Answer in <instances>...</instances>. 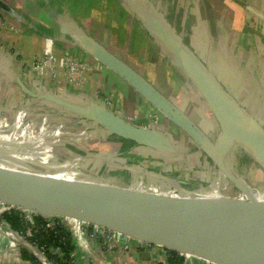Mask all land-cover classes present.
<instances>
[{"label":"water","instance_id":"water-1","mask_svg":"<svg viewBox=\"0 0 264 264\" xmlns=\"http://www.w3.org/2000/svg\"><path fill=\"white\" fill-rule=\"evenodd\" d=\"M0 11L18 17L3 0ZM132 11L208 106L220 127L216 139L206 134L146 76L106 46L82 32H71L67 25L61 32L70 35L77 46L169 120L215 166L238 196L222 195L216 192V187L195 191L187 187L186 181L173 186L181 195L178 198L154 196L143 191L139 183L123 187L113 180L67 181L52 177L46 167L23 162L26 170L0 167V201L42 218H71L100 226L209 264H264V195L237 172L235 161L242 150L264 171V123L227 91L157 7L146 1L138 8L133 6ZM28 91L37 102L58 109L63 116L84 124L85 129L100 130L102 136L131 142L157 157L179 154L161 131L135 124L101 101L78 100L66 92L46 91L38 95ZM1 160L11 159L0 153Z\"/></svg>","mask_w":264,"mask_h":264},{"label":"crops","instance_id":"crops-1","mask_svg":"<svg viewBox=\"0 0 264 264\" xmlns=\"http://www.w3.org/2000/svg\"><path fill=\"white\" fill-rule=\"evenodd\" d=\"M3 1L9 4L18 15V17H10L6 14H2L0 11V18L4 21H2V25L0 22V110L4 112L2 113V116L4 117L0 118V131L7 133L8 138L10 137L13 142L19 144L27 136L32 135L29 128L34 124H26V119H21V117H19V111L23 110L30 112L34 110V107H41V105L26 92L27 89L38 95L43 94L46 91L55 93L66 92L78 100L95 99L100 101L99 99L94 98L95 96L93 93L95 83L99 82L101 83L100 86L107 91L108 95L112 96L114 102L120 107L119 109V107L113 106L111 109L123 118H126L135 124L142 125V119L140 121H135L133 117L134 115L142 116L153 114L158 116L159 124L155 128L161 131L168 140H170L169 142L174 148L179 150V154L175 153L170 156L168 155L167 157H162V161H164V159H172L175 160L174 162H178L177 160L179 159L184 161L187 158L190 160L193 158L194 164L196 162L198 166L202 167L201 170H205L209 173H216L221 177L215 166L207 160V158H205V156H203L187 137L183 135L169 120L159 115L156 110L139 96L128 84L123 82L112 72L106 70L80 46H77L75 43L76 41L73 40L70 35L61 32L64 25H67L71 32L74 31L73 33L82 32L106 46L131 65L130 62L121 55V50L118 45L122 44V41H125L126 44L130 45L132 43H142V41H144L143 38H145V41H147V39H149V41L152 39L147 30L138 20L136 14L132 11L133 6L138 8L141 6V3L146 2L145 0H60L62 3L60 2L59 4L56 2L53 5L50 4V0ZM102 3L104 4L103 8H101ZM255 7L261 10L260 7H257L256 5ZM100 14L103 15V19L100 22L101 25L99 24L97 27V23L100 21ZM103 26L110 31L108 34V41L101 39V37L97 36L95 33V31L99 28L101 29ZM178 35L184 38V35ZM121 37L124 38V40H121ZM228 39L230 38L226 37L224 46L220 49L218 60L222 66H220V69L218 64L215 76L219 82L225 86L227 91H229V93L241 104V106H243L250 114L256 116L257 109L250 110L247 107L249 105L247 104L246 106L243 102L247 103L248 99H250L249 95L252 97V100H258L257 94L254 93V91H257L258 93L260 86L264 84V66L259 62L258 69L263 73V77H261L263 80L259 82V75H252L251 77L250 70L247 72V65L240 56L235 57L234 55L233 57L231 55V50L227 46ZM155 44L156 43L154 42V45ZM155 46V49L164 55L161 49L157 47V44ZM232 47L233 46L231 45V48ZM48 52L54 53L58 58H65L72 62L84 64L89 68L91 67L93 70H101V73H98L97 76L82 74L79 78L84 77L83 80L86 82L77 88H70V82L66 77H64L62 83H56L53 81L52 74L47 73L44 77H41L32 70L33 62L44 57ZM197 54L199 55L198 52ZM199 57L201 60L205 59L204 55L200 54ZM213 62H215V60ZM205 64H207V67H209L210 70H214L212 68L214 66H212L209 61ZM131 66L147 77L148 73L145 69L143 71L141 67L139 69L135 65ZM232 77L236 78L235 83L231 81ZM238 78H243V81H240L241 88L239 87ZM249 78H251V81ZM184 79L187 82L186 84L189 88V93L198 98L194 87L185 77ZM231 82L235 84L234 86H237L235 90L233 89ZM21 84H23L26 90L22 88ZM153 84L162 91V89H160L155 83ZM251 84H257L259 87L253 90L249 87ZM61 86H63L64 90L67 88H69V90L62 91L63 89L60 88ZM162 92L166 95L164 91ZM198 99L200 104L205 107L204 110L206 111V115L208 114L210 117L209 122L208 120L207 122H204L201 118L195 119L190 111H186L177 103L175 104L187 112L202 130L214 139V136H217L220 132L219 124L212 113L210 114L207 110V106H205L202 99ZM101 102L107 105L104 101ZM44 106V108H47L48 110L55 109L60 112L56 108L48 107L46 105ZM42 115L47 119V113H43ZM40 120L42 123V119ZM203 123H205V125H203ZM21 130H27V132L24 134ZM45 132L46 130L42 128V130H37L38 134L32 136L37 140V143L39 142V144H41V149L37 152V156L42 155L43 157L45 154L41 150H48L50 149L48 147L53 144L49 143L50 137L48 134L46 135ZM104 139L109 140L113 145H122L121 151L123 152L121 153L122 155L120 154L122 160H126L133 155H136L135 157H137L140 155L137 153L142 152V150L145 149L138 147L131 142L116 138L115 136L105 135ZM130 147L131 149L136 147L135 152L128 151ZM241 153L246 159H250V157L242 150ZM183 156L187 157L184 158ZM150 157L155 160L153 156L150 155ZM150 157L147 159H151ZM139 159V163L141 164V160L143 159ZM197 160L202 161L203 164L199 163ZM122 163V166L118 164L117 166H113V172L116 171L115 173L118 176L124 175L126 178L129 176L132 177L133 175L147 174L143 168H140L141 166L129 164L127 162ZM0 165L7 164L0 163ZM116 182L123 187L128 186L126 181L121 182V180L118 179ZM208 189V191H210V188ZM143 191L160 193V191L156 189H144ZM200 191H202V189ZM97 245L95 246V244H93L94 249L91 256L81 255L79 264H167V254L164 250L155 248L154 246H148L147 244L142 246L138 244V241L131 238L123 240L121 244ZM191 264L207 263L200 259H193Z\"/></svg>","mask_w":264,"mask_h":264},{"label":"rangeland","instance_id":"rangeland-1","mask_svg":"<svg viewBox=\"0 0 264 264\" xmlns=\"http://www.w3.org/2000/svg\"><path fill=\"white\" fill-rule=\"evenodd\" d=\"M145 1L150 2L154 7H158V9L164 13L168 22L173 25L177 34L184 35L183 39L187 44L189 43L191 48L195 47L194 49L197 50L199 55H204L205 59H202V61L204 63H208L209 61L210 64L214 66L212 67L214 70H210L214 75L217 72L218 64L219 68L222 66V64L218 62V56L221 47L224 46L226 37H228L230 39H228L227 46L231 50V55L233 57L234 55L235 57H241L247 65V72L250 70L251 77L252 75H259V82L263 80V78H261L263 77V73L258 69L259 62L264 66L263 10H259L254 4L249 2L246 3L243 0ZM56 2L60 4L61 1L50 0L51 5ZM103 6L104 4L102 3L101 8H103ZM102 19L103 15L100 14V21L97 23V27ZM95 33L97 36L101 37V39L108 41V34L110 31L106 29L105 26L101 29L99 28ZM121 40H124V38L121 37ZM143 40L145 41V38H143ZM144 41H142V43H132L130 45L122 41V44L118 45L121 50V55L125 57L131 65H135L139 69L141 67L143 71L145 69L148 73V79L162 89V91H164L175 103L186 111H190L195 119L201 118L204 122H207V120L209 122V115H206L204 107L197 98L189 93L187 82L183 75L180 72L178 73L175 69L172 61L155 49L156 44L154 45L152 39H150V41L149 39ZM231 45L233 46L232 48ZM214 60L215 62H213ZM98 73H101V70L94 69L90 72L86 71L84 74H88V76H97ZM79 76L80 75H76L72 77L73 81H77L69 83L70 88H77L86 82L83 80L84 77L79 78ZM64 77L68 78V80L72 79L68 74L56 79L52 76L53 81L56 83H62ZM235 79L236 78L232 77L231 81L235 83ZM238 79L239 87L241 88L240 81H243V78ZM249 80L251 81V78H249ZM232 82V87L235 90L237 86H234L235 84ZM100 85L101 83L99 82L94 85V98L104 101L110 107H119L112 99V96L108 95L107 91ZM249 87L255 90L259 85L251 84ZM60 88L63 89L62 91L69 90V88L64 90L63 86ZM254 93L257 94V101L252 100V97L249 95L250 99H248L247 103H243L246 106L248 104L249 106L247 107L250 110L257 109L255 117L264 123V84L260 86L258 93L257 91H254ZM102 94L104 97L101 96ZM40 105L41 107H34L35 111H19V117H21V119H26V124H34L29 128L32 135L27 136L21 143L16 144L10 137L7 138L5 136L7 133L4 134V132L0 131V153L7 154L10 156V159H15L24 163L33 161L43 169L45 167L47 168V166L52 163L56 169L78 172L80 176L94 181H116L120 179L121 182L126 181L128 186L132 184L137 185L139 183V186L144 189H156L160 192H166L165 190H167V188L180 186V181H186L188 183L187 187L195 191H200L201 189L202 191H208V188L216 187L215 189L218 188L216 191H219L222 195L238 196L236 190L228 185L224 178L219 177L216 173H209L205 170H201L202 167L198 166L196 162L194 164L193 158L192 160L187 158L186 160L188 162L181 159L177 160L178 162H174L175 160L172 159H164V161H162V157L155 156L154 152L141 149L142 152H138L137 154L140 155L137 157L133 155L126 160H122L121 153L123 151H121V144L113 145L109 140L104 139L105 136H102L100 130L96 132L95 130L85 129L83 124L78 123L75 119L65 117L55 109L48 110L44 108L45 106L42 103H40ZM2 113L4 112L0 110V118L4 117ZM43 113L48 114L47 119L42 115ZM133 117L135 121H140L142 119V125H157L156 122L153 121L155 119L153 114L142 116L134 115ZM40 119H42V123ZM203 125H205V123H203ZM42 128L46 130L45 134H48L49 137L52 138H49V143H53L48 147L50 149L41 150L45 154L43 157L42 155L37 156V152L41 149V144H39V142L37 143V140L32 137L38 134L37 130H42ZM21 132L25 134L27 130H21ZM135 149L136 147L132 149L130 147L128 151L135 152ZM150 155L153 156L155 160L151 158ZM149 157L151 159H147ZM183 157L185 158L187 156ZM139 158L143 159L141 160V164L139 163ZM197 161L203 164L202 161ZM235 161L237 172L255 189L264 193V171L256 165L251 158L246 159L242 156L241 151L238 152ZM122 162L141 166L147 174L142 176L133 175L132 177L129 176L126 178L124 175L118 176L115 173L116 171L113 172V166H117V164L122 166ZM155 173L157 175H154Z\"/></svg>","mask_w":264,"mask_h":264},{"label":"built area","instance_id":"built-area-1","mask_svg":"<svg viewBox=\"0 0 264 264\" xmlns=\"http://www.w3.org/2000/svg\"><path fill=\"white\" fill-rule=\"evenodd\" d=\"M1 19L2 18H0V22L2 25L4 21ZM32 70L41 77L50 73L55 79L65 76V74H68V76L72 78L76 75H81L83 71L86 70V65L72 62L65 58H58L54 53L48 52L44 57L33 62ZM75 81L77 80L73 81V78L69 80L70 83ZM17 212L22 214L23 222L26 225L25 232L14 230L6 219L9 216L15 215ZM35 216V214L29 211L0 201V264H32L23 258L24 250L29 256L36 259L37 264H54L53 261L48 258L45 246L41 247L31 241L33 233L36 232ZM61 226L66 228L72 238L74 250L70 251L68 255L70 264H79L81 255L91 256L94 249L93 244H95V246L97 244V246L102 244H121L123 240L128 239V237L124 235L103 227L71 218H45V224L41 226V229H56ZM138 244L142 246L146 245L142 242H138ZM162 250L167 254V264H170L167 250ZM52 254L61 259L67 257V254L64 253L61 248L53 249ZM179 256L183 260L182 264H191L193 259H197L188 255L179 254Z\"/></svg>","mask_w":264,"mask_h":264},{"label":"trees","instance_id":"trees-1","mask_svg":"<svg viewBox=\"0 0 264 264\" xmlns=\"http://www.w3.org/2000/svg\"><path fill=\"white\" fill-rule=\"evenodd\" d=\"M84 125V124H83ZM12 228L19 232H25L26 225L23 222L22 214L20 212L15 213L13 216L6 218ZM36 232L33 233L32 240L39 246H45L47 250L46 254L48 258L53 261L54 264H70L68 255L70 251L74 250L72 246V238L65 227H57L56 229H41V226L45 224V218L35 216L34 217ZM61 248L64 253L67 254L66 258L61 259L60 257L52 254V250ZM169 254L170 264H182L183 260L179 254L167 251ZM23 258L32 264H37L36 259L29 256L24 250Z\"/></svg>","mask_w":264,"mask_h":264},{"label":"bare ground","instance_id":"bare-ground-1","mask_svg":"<svg viewBox=\"0 0 264 264\" xmlns=\"http://www.w3.org/2000/svg\"><path fill=\"white\" fill-rule=\"evenodd\" d=\"M246 3H251L256 5L257 7H260L261 10L264 11V0H254V1H249V0H243ZM245 4V3H244ZM231 10V9H230ZM225 12V10H224ZM231 12V11H229ZM232 13V12H231ZM230 13V15H231ZM233 14V13H232ZM247 18V16H246ZM257 29V28H256ZM238 32V31H237ZM242 33V32H241ZM251 33V32H250ZM255 34V33H254ZM258 36V35H257ZM260 36V35H259ZM225 49V48H224ZM226 50V49H225ZM228 50V49H227ZM215 54V52H214ZM220 56V55H219ZM230 61V60H229ZM219 62V61H218ZM221 69V68H220ZM227 70V69H226ZM0 163H4L7 165H0L1 168H5V169H12V170H26V166H24L22 161H17L15 159H11V160H1ZM9 165V166H8ZM48 170H50V173L53 174L54 178L57 179H63V180H67V181H73V182H79L78 180L82 179H86V178H82V176H80V174L78 172H74L71 170H63V169H56L54 164H49V166H47ZM89 180V179H86ZM113 184V183H112ZM166 192H162V193H158V192H151L148 191L150 194H154V196H157V194H161L162 196L166 195V196H174L175 198L180 197L181 195H179V193L173 188V187H169L167 188V190H165ZM262 195H264V193H262L261 191H259Z\"/></svg>","mask_w":264,"mask_h":264},{"label":"flooded vegetation","instance_id":"flooded-vegetation-1","mask_svg":"<svg viewBox=\"0 0 264 264\" xmlns=\"http://www.w3.org/2000/svg\"><path fill=\"white\" fill-rule=\"evenodd\" d=\"M1 15V14H0ZM187 43V42H186ZM188 45L190 46V44L188 43ZM193 49H194V47H192ZM168 59V58H167ZM206 65V64H205ZM207 66V65H206ZM209 68V67H208ZM106 69V68H105ZM91 70H93L91 67L89 68V67H87L86 66V70L85 71H83V73L82 74H84L86 71H91ZM107 70V69H106ZM81 74V75H82ZM80 75V76H81ZM101 96H103L104 97V95L102 94ZM198 98H200V96H198ZM197 98V100L199 101V99ZM200 99H202V98H200ZM203 101V100H202ZM204 102V101H203ZM205 103V102H204ZM203 106V105H202ZM205 106H207L206 104H205ZM110 107V106H109ZM152 107V106H151ZM111 108V107H110ZM205 108V107H204ZM156 110V109H155ZM207 110L210 112V114H211V111L209 110V108H208V106H207ZM156 112L159 114V115H161L162 117H164L160 112H158L157 110H156ZM155 116V119L153 120V121H155L156 122V124L158 125L159 124V118H158V116L157 115H154ZM165 118V117H164ZM156 125V126H157ZM141 126H144V127H147V128H155L156 126H154V125H145V124H143V125H141ZM211 137V136H210ZM214 139H216V136H214ZM239 151H241V150H239ZM238 151V152H239Z\"/></svg>","mask_w":264,"mask_h":264}]
</instances>
